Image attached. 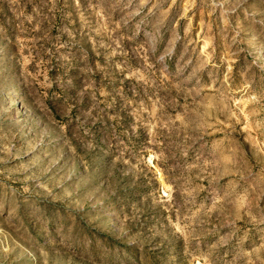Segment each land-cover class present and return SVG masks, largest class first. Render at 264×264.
Masks as SVG:
<instances>
[{
  "label": "rangeland",
  "instance_id": "1",
  "mask_svg": "<svg viewBox=\"0 0 264 264\" xmlns=\"http://www.w3.org/2000/svg\"><path fill=\"white\" fill-rule=\"evenodd\" d=\"M0 264H264V0H0Z\"/></svg>",
  "mask_w": 264,
  "mask_h": 264
}]
</instances>
